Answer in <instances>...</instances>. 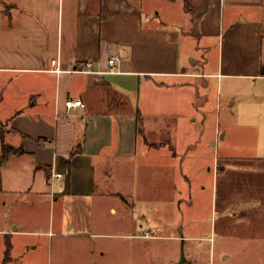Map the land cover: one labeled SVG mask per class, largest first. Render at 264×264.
Wrapping results in <instances>:
<instances>
[{
  "label": "crops",
  "instance_id": "crops-1",
  "mask_svg": "<svg viewBox=\"0 0 264 264\" xmlns=\"http://www.w3.org/2000/svg\"><path fill=\"white\" fill-rule=\"evenodd\" d=\"M208 54L218 64L205 71ZM114 56L116 72H109ZM87 62V71L76 69ZM30 73L40 76L34 84L24 82ZM206 75L217 78L213 159L204 155ZM0 76V111L14 110L0 121V155L4 143L21 149L1 167L0 264H36L24 257L40 239H158L196 220L203 228L204 198L225 225L245 220L264 230L260 205L242 217L231 212L236 202L219 209L221 198H264V0L7 1L0 4ZM223 82L233 91L224 127ZM69 98L85 107L68 109ZM228 136L221 156L217 146ZM23 157L30 164H20ZM126 165L133 194L98 195L99 180ZM35 200L46 203L43 212L6 210ZM128 204L148 205V229L142 214L129 218Z\"/></svg>",
  "mask_w": 264,
  "mask_h": 264
},
{
  "label": "rangeland",
  "instance_id": "rangeland-1",
  "mask_svg": "<svg viewBox=\"0 0 264 264\" xmlns=\"http://www.w3.org/2000/svg\"><path fill=\"white\" fill-rule=\"evenodd\" d=\"M7 1L11 0H0V4H6ZM213 54L216 56L215 49L213 50ZM214 56L209 55L207 56L208 60L203 59L204 62L201 64L200 69L205 71L212 70L214 65L218 64L215 62ZM38 78L40 76L36 73L23 76L24 82L25 79H28L27 84H34ZM5 79V77L0 76V85H2L1 81ZM202 82L208 85L204 94L208 100L206 108L208 110V117L210 118V124L208 125L207 122L206 127L204 155L209 159H213L215 146L210 145V142L213 137L212 133L214 132L215 123L211 119L214 117L216 111L217 78L206 75L205 78H202ZM240 87L238 89L242 92L240 96H244L246 85L242 83ZM231 92L233 93V91ZM231 92L227 90L226 82H223V119L221 122L223 127L225 125L224 118L227 112L228 95ZM240 96L238 95V97ZM12 109L10 107H3L0 111V121L4 122L5 116H10L13 113L14 110ZM38 109L39 106L34 108V110ZM1 125L0 123V130L2 128ZM225 131L226 129L223 128L222 134ZM11 137H14V135ZM230 141L229 136L220 141V146H217V148H220L219 154L221 156L230 150ZM122 162L121 160H116L115 164L119 166ZM19 163L30 164V160L26 158V160H20ZM126 166L120 171L111 169L106 173V177H102L99 180V185L97 186L98 195L104 191L112 190L133 194L135 186L134 180H132L133 172L128 165ZM242 179L243 181H248L247 176L246 179ZM255 199L259 200H253V198L251 200L250 198H221L219 209H222L225 203L231 201L232 203L236 202L235 205H232L231 212L232 214L236 213L238 217H242L245 213H252L257 205L262 206L264 210V198ZM204 203L206 212H200L201 215H199L203 218L206 217L203 228L199 226L198 220H196L195 223L190 226L186 225L183 229L175 226L174 236L158 239L62 237L63 239L61 241H54L51 245L43 243L40 239L33 242V245H37L36 249H29L32 251L25 254L24 258H34L38 261L36 264H117V261L122 260L126 264H133V260L135 261L134 264H180L182 253L184 252L186 258L184 264H264V233H262L264 230L248 228L245 220H240L237 224L231 223L229 226L225 225L224 222L226 219L224 218V214H220V212L216 214L211 209L207 198H204ZM45 204L43 206L35 200L32 207H30L29 202H26L21 203L16 208H12V205L9 204L6 206V210L7 212L14 211L15 214L25 213L27 210L43 212L45 210ZM97 210L103 211L100 204H97ZM126 213H128L129 218L135 217L136 219L142 214V229L149 228L150 209H148L147 204L146 208L144 204H140V206L128 204ZM216 215L217 218H220L221 225L219 220L218 228L213 230L212 226L215 224ZM129 218L126 217L125 221H128ZM187 222L188 220L185 221V223ZM258 223H261V219ZM127 231H132V226L128 222L126 226ZM182 233H186V235L190 234L192 237L182 238ZM205 235L207 238L204 239L203 236ZM33 245L31 248L34 247ZM101 249L105 250V256L100 254L99 250ZM128 260L131 261L128 262Z\"/></svg>",
  "mask_w": 264,
  "mask_h": 264
},
{
  "label": "built area",
  "instance_id": "built-area-1",
  "mask_svg": "<svg viewBox=\"0 0 264 264\" xmlns=\"http://www.w3.org/2000/svg\"><path fill=\"white\" fill-rule=\"evenodd\" d=\"M117 59L118 58L116 56H114L110 59L111 68H110L109 72H116L115 64L117 62ZM54 63H56V60H54ZM91 66H92V63L87 62L84 64V66L78 67L76 69L81 70V71H87ZM56 70L59 72L61 71V69L59 67ZM66 106L68 109L75 108V107H85V103L83 102V100L81 98H69L66 100ZM54 176L56 178H61L63 176V174L61 172H55ZM143 236L150 237L153 235H151V233L149 231H147L146 234H144Z\"/></svg>",
  "mask_w": 264,
  "mask_h": 264
},
{
  "label": "trees",
  "instance_id": "trees-1",
  "mask_svg": "<svg viewBox=\"0 0 264 264\" xmlns=\"http://www.w3.org/2000/svg\"><path fill=\"white\" fill-rule=\"evenodd\" d=\"M141 118H142V116H141V114L139 112L138 116H137V127H138V129H140L139 126H141ZM14 149L15 148H12L8 144H5V143L3 144L2 153L0 155V175H1V167H2V165L7 160L9 154L12 151H14ZM15 150L18 151V150H21V149H15ZM69 184H70V162H69V173L67 175V182H66V189H65L66 191H70V185Z\"/></svg>",
  "mask_w": 264,
  "mask_h": 264
},
{
  "label": "water",
  "instance_id": "water-1",
  "mask_svg": "<svg viewBox=\"0 0 264 264\" xmlns=\"http://www.w3.org/2000/svg\"><path fill=\"white\" fill-rule=\"evenodd\" d=\"M185 254H184V252L182 253V258H181V260H180V264H184L185 263Z\"/></svg>",
  "mask_w": 264,
  "mask_h": 264
}]
</instances>
